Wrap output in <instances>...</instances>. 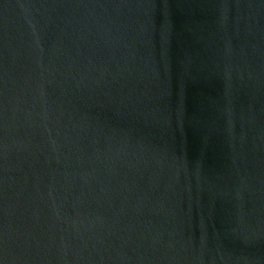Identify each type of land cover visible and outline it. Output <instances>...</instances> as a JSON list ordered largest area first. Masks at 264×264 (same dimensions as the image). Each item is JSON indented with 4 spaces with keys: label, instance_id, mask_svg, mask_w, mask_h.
Masks as SVG:
<instances>
[{
    "label": "water",
    "instance_id": "95a60500",
    "mask_svg": "<svg viewBox=\"0 0 264 264\" xmlns=\"http://www.w3.org/2000/svg\"><path fill=\"white\" fill-rule=\"evenodd\" d=\"M0 264H264V0H0Z\"/></svg>",
    "mask_w": 264,
    "mask_h": 264
}]
</instances>
